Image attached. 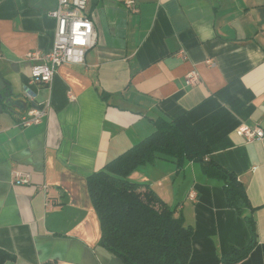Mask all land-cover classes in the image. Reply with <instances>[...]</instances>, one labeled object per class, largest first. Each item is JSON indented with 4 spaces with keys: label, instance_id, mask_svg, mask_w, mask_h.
I'll return each mask as SVG.
<instances>
[{
    "label": "crops",
    "instance_id": "crops-1",
    "mask_svg": "<svg viewBox=\"0 0 264 264\" xmlns=\"http://www.w3.org/2000/svg\"><path fill=\"white\" fill-rule=\"evenodd\" d=\"M125 1L88 0L94 46L84 65L59 66L43 86L30 82L25 56L51 49L57 1L0 0V249L14 256L4 264H121L99 246L86 179L151 135L154 120L180 117L208 145L205 160L245 190L256 236L238 264H264V136L245 142L237 133L264 132V0H134L135 14ZM46 106L41 124L18 127L23 112ZM13 170L30 173L31 184L14 185ZM129 179L193 229L188 264H221L248 243L243 217L199 164L156 160Z\"/></svg>",
    "mask_w": 264,
    "mask_h": 264
},
{
    "label": "trees",
    "instance_id": "trees-1",
    "mask_svg": "<svg viewBox=\"0 0 264 264\" xmlns=\"http://www.w3.org/2000/svg\"><path fill=\"white\" fill-rule=\"evenodd\" d=\"M154 131L128 148L86 179L92 208L97 216L99 246L121 264H188L193 229L185 226L175 209L163 202L148 185L133 182L130 174L156 160L169 161L181 169L197 163L202 173L220 183L226 206L243 217L249 232L246 246L231 247L221 264H238L255 246L252 208L237 176L205 158L210 149L187 118H158ZM14 256L0 249V264ZM43 264H56L47 261Z\"/></svg>",
    "mask_w": 264,
    "mask_h": 264
},
{
    "label": "built area",
    "instance_id": "built-area-1",
    "mask_svg": "<svg viewBox=\"0 0 264 264\" xmlns=\"http://www.w3.org/2000/svg\"><path fill=\"white\" fill-rule=\"evenodd\" d=\"M56 8L48 13V16L55 21V32L51 49L48 52L31 51L25 56L31 62L30 82L50 86L57 68L61 65H84L86 52L95 44V32L93 24L87 16L88 0H56ZM126 10L132 14L137 13L134 0L124 2ZM184 58V53L180 52ZM199 76L191 72L185 76V85L189 87L199 84ZM46 108L34 107L25 111L19 117L18 127L29 128L41 124L47 113ZM237 133L245 142H255L263 138L264 132L258 127L241 125ZM12 182L16 186H27L32 182L30 173L20 170L12 171ZM47 192L45 186L40 189ZM189 200L194 199V193L189 194ZM49 202H46V207Z\"/></svg>",
    "mask_w": 264,
    "mask_h": 264
},
{
    "label": "water",
    "instance_id": "water-1",
    "mask_svg": "<svg viewBox=\"0 0 264 264\" xmlns=\"http://www.w3.org/2000/svg\"><path fill=\"white\" fill-rule=\"evenodd\" d=\"M8 106H11V107H20V102H13L11 100L7 101L6 103Z\"/></svg>",
    "mask_w": 264,
    "mask_h": 264
}]
</instances>
